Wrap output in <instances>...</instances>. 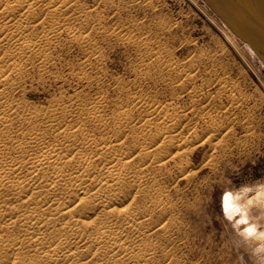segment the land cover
I'll list each match as a JSON object with an SVG mask.
<instances>
[{"label": "bare ground", "instance_id": "bare-ground-1", "mask_svg": "<svg viewBox=\"0 0 264 264\" xmlns=\"http://www.w3.org/2000/svg\"><path fill=\"white\" fill-rule=\"evenodd\" d=\"M89 9L81 0H0V264H151L152 211L136 200L161 187L170 162L190 175L188 110L138 95L143 119L124 108L110 118L103 93L63 94L44 108L22 95L29 68L56 75L53 49L64 36L84 48L82 70L99 56L90 34L101 23Z\"/></svg>", "mask_w": 264, "mask_h": 264}, {"label": "rangeland", "instance_id": "rangeland-1", "mask_svg": "<svg viewBox=\"0 0 264 264\" xmlns=\"http://www.w3.org/2000/svg\"><path fill=\"white\" fill-rule=\"evenodd\" d=\"M81 3L101 23L90 34L99 56L82 70L84 48L64 36L53 49L56 75L42 77L37 67L29 68L22 95L44 108L63 94L103 93L110 118L124 108L143 119L138 95L165 104L171 113L188 110L183 136L193 147L190 175L182 179L170 162L161 187L136 200L152 211L146 221L155 243L151 264H236L220 198L230 181L239 187L264 180L263 64L238 37L227 38L226 25L204 0ZM205 101L210 104L202 109Z\"/></svg>", "mask_w": 264, "mask_h": 264}, {"label": "clouds", "instance_id": "clouds-1", "mask_svg": "<svg viewBox=\"0 0 264 264\" xmlns=\"http://www.w3.org/2000/svg\"><path fill=\"white\" fill-rule=\"evenodd\" d=\"M226 201L230 208L225 207ZM220 206L229 232L226 243L236 264H264V180L239 187L230 181L224 186Z\"/></svg>", "mask_w": 264, "mask_h": 264}, {"label": "water", "instance_id": "water-1", "mask_svg": "<svg viewBox=\"0 0 264 264\" xmlns=\"http://www.w3.org/2000/svg\"><path fill=\"white\" fill-rule=\"evenodd\" d=\"M264 62V0H204Z\"/></svg>", "mask_w": 264, "mask_h": 264}, {"label": "snow or ice", "instance_id": "snow-or-ice-1", "mask_svg": "<svg viewBox=\"0 0 264 264\" xmlns=\"http://www.w3.org/2000/svg\"><path fill=\"white\" fill-rule=\"evenodd\" d=\"M225 207H226V208H230V207H231V205H230V203H229L228 201H226V203H225Z\"/></svg>", "mask_w": 264, "mask_h": 264}]
</instances>
